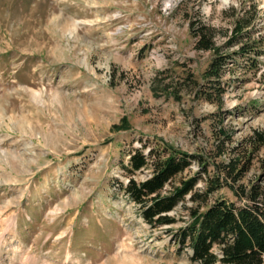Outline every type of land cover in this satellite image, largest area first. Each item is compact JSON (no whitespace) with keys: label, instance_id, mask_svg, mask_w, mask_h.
<instances>
[{"label":"rangeland","instance_id":"obj_1","mask_svg":"<svg viewBox=\"0 0 264 264\" xmlns=\"http://www.w3.org/2000/svg\"><path fill=\"white\" fill-rule=\"evenodd\" d=\"M244 16L252 25L237 38ZM196 21L236 57L221 105L196 95L213 56L195 48ZM255 132L264 0H0V264H198L169 233L187 212L151 228L121 190L122 163L155 138L228 163ZM248 150L241 182H264V146ZM201 171L194 163L185 176ZM219 197L235 201L223 190L211 202Z\"/></svg>","mask_w":264,"mask_h":264},{"label":"trees","instance_id":"obj_2","mask_svg":"<svg viewBox=\"0 0 264 264\" xmlns=\"http://www.w3.org/2000/svg\"><path fill=\"white\" fill-rule=\"evenodd\" d=\"M251 25L246 16L238 19L237 38ZM191 33L196 38L197 50L213 53L202 75L205 84L200 85L198 80L194 81L198 88L196 95L211 102L216 97L221 105L226 92L222 86L224 69L236 57L221 51L215 42V29L203 22H192ZM241 50L244 53L246 51L244 46ZM173 92L180 97V92ZM220 137L231 141L223 129ZM248 142L247 152L242 155L244 157L239 155L240 158H233L228 163L222 161L217 164L163 139L142 141L140 147L129 151L128 163H122L128 182H120L121 190L139 207L144 222L154 229L174 226L178 220L172 213L179 207L184 209L187 212V219H183L185 225L177 230L172 228L169 233L174 235L180 249L186 246L191 248L193 262L264 264V182H241L252 161L248 149L251 148L254 153L264 146V132H255ZM225 145V141L221 140L220 145L216 146L219 152L215 159L222 158L226 153ZM194 163H198L202 171L185 176ZM211 166H214V175L209 174ZM141 174H146V177L138 179L137 175ZM202 174L206 176L205 187L198 189ZM223 190H228L235 201L219 197L211 202V197Z\"/></svg>","mask_w":264,"mask_h":264},{"label":"clouds","instance_id":"obj_3","mask_svg":"<svg viewBox=\"0 0 264 264\" xmlns=\"http://www.w3.org/2000/svg\"><path fill=\"white\" fill-rule=\"evenodd\" d=\"M228 0H224V3L227 4Z\"/></svg>","mask_w":264,"mask_h":264},{"label":"bare ground","instance_id":"obj_4","mask_svg":"<svg viewBox=\"0 0 264 264\" xmlns=\"http://www.w3.org/2000/svg\"><path fill=\"white\" fill-rule=\"evenodd\" d=\"M1 214V213H0ZM7 229V228H6Z\"/></svg>","mask_w":264,"mask_h":264}]
</instances>
